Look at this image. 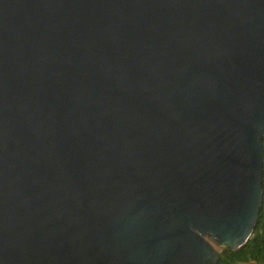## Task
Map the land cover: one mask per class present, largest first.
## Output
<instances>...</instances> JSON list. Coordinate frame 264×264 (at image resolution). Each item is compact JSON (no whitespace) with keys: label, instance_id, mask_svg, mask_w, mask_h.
I'll use <instances>...</instances> for the list:
<instances>
[{"label":"water","instance_id":"obj_1","mask_svg":"<svg viewBox=\"0 0 264 264\" xmlns=\"http://www.w3.org/2000/svg\"><path fill=\"white\" fill-rule=\"evenodd\" d=\"M263 136L264 0H0V264H217Z\"/></svg>","mask_w":264,"mask_h":264},{"label":"trees","instance_id":"obj_2","mask_svg":"<svg viewBox=\"0 0 264 264\" xmlns=\"http://www.w3.org/2000/svg\"><path fill=\"white\" fill-rule=\"evenodd\" d=\"M264 155V136L262 138ZM263 197L256 227L249 241L240 249H223L217 264H264V161Z\"/></svg>","mask_w":264,"mask_h":264}]
</instances>
